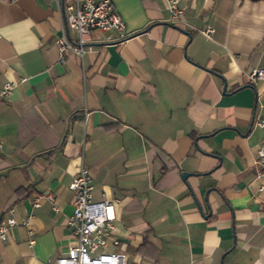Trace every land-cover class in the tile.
<instances>
[{
	"label": "crops",
	"instance_id": "0c3cea01",
	"mask_svg": "<svg viewBox=\"0 0 264 264\" xmlns=\"http://www.w3.org/2000/svg\"><path fill=\"white\" fill-rule=\"evenodd\" d=\"M111 2L123 35L92 29L79 57L53 44L59 0H0V84L13 82L0 220L9 207L27 219L0 240V264L52 262L74 244L79 163L91 198L115 199L129 264H264V82L247 78L264 68V0H175V21L166 0Z\"/></svg>",
	"mask_w": 264,
	"mask_h": 264
},
{
	"label": "built area",
	"instance_id": "2783aa9c",
	"mask_svg": "<svg viewBox=\"0 0 264 264\" xmlns=\"http://www.w3.org/2000/svg\"><path fill=\"white\" fill-rule=\"evenodd\" d=\"M168 19L175 21L181 15V9L175 0H166ZM61 26L60 33L53 39L57 55L69 51L77 56L83 53V46L90 40V31L112 30L123 35L124 22L111 0H69L60 5ZM68 30L74 32L71 39ZM204 35H208L212 28L205 26L200 29ZM250 81L261 80L264 82V68L253 67L247 72ZM13 82L5 81L0 84V100H4L12 88ZM264 109V103L261 106ZM258 125H264V115L256 120ZM2 141L0 140V152ZM257 162L264 166V144L257 148ZM67 188L73 191L71 200V214L66 218V224L74 238L64 255L56 257L52 262L43 264H129L127 255L122 248V241L115 231V199L91 198L92 183L87 169L78 164ZM258 191H264V184L257 186ZM53 200L50 193L38 195L32 201V205H38V199ZM21 225L26 227L27 219L16 220L13 209L7 208L5 215L0 220V240H4L9 228ZM32 239L27 240L31 246ZM100 248V251L96 250Z\"/></svg>",
	"mask_w": 264,
	"mask_h": 264
},
{
	"label": "water",
	"instance_id": "95a60500",
	"mask_svg": "<svg viewBox=\"0 0 264 264\" xmlns=\"http://www.w3.org/2000/svg\"><path fill=\"white\" fill-rule=\"evenodd\" d=\"M60 1V5L62 4V0H59ZM224 88H225V83L223 82L222 84V88H221V91L223 92L224 91ZM189 172L187 171H180L179 172V175H180V178L181 179H184V177L188 174ZM0 217H1V213H0Z\"/></svg>",
	"mask_w": 264,
	"mask_h": 264
},
{
	"label": "rangeland",
	"instance_id": "374dc122",
	"mask_svg": "<svg viewBox=\"0 0 264 264\" xmlns=\"http://www.w3.org/2000/svg\"><path fill=\"white\" fill-rule=\"evenodd\" d=\"M98 251H100V248H98V249L96 250V252H98Z\"/></svg>",
	"mask_w": 264,
	"mask_h": 264
}]
</instances>
